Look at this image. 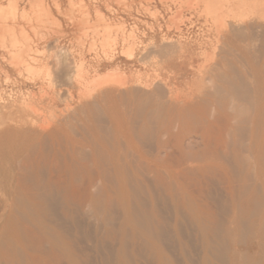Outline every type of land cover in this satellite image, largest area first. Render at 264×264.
I'll return each instance as SVG.
<instances>
[{
	"label": "bare ground",
	"instance_id": "6f19581e",
	"mask_svg": "<svg viewBox=\"0 0 264 264\" xmlns=\"http://www.w3.org/2000/svg\"><path fill=\"white\" fill-rule=\"evenodd\" d=\"M255 1L264 7V0ZM246 30L264 32V26L256 23ZM247 47H241L242 57L251 62ZM237 58L222 65L243 61ZM260 66L264 70V56ZM233 76H222L218 87L224 94L161 100L135 85L125 93L108 90L103 99L113 110L116 130L109 138L95 130L98 142L85 145L92 148L91 156L84 154L85 115L14 124L1 116L0 264H84L85 203L100 215L105 231L97 250L108 249L106 241L118 243L106 256L117 264H130V254L141 261L143 253L146 264L150 259L181 263L172 258L174 252L185 264H264V91L243 94ZM259 78L264 84V71ZM118 79L125 85L123 76ZM229 96L243 102V111H229ZM86 105L93 110L97 104ZM188 135L198 140V151L188 150ZM114 207L121 218L111 216ZM197 248L202 250L198 260Z\"/></svg>",
	"mask_w": 264,
	"mask_h": 264
},
{
	"label": "rangeland",
	"instance_id": "374dc122",
	"mask_svg": "<svg viewBox=\"0 0 264 264\" xmlns=\"http://www.w3.org/2000/svg\"><path fill=\"white\" fill-rule=\"evenodd\" d=\"M239 1L0 0V117L5 115L6 123L14 124L28 118L38 123H48L69 113L78 117L85 115L82 129L88 136L84 135V154L91 156L92 148L85 145H89V141L94 142L103 133L109 138L116 130L117 120L112 108L104 100L110 89L121 92L125 90V93L135 85L134 89H148L146 92L161 100L206 92L224 94L226 90L222 91L218 87L224 84L222 76L232 78L234 75L233 78H236L232 83L240 85L238 89L241 93L260 94L264 91L263 81L259 78L264 71L260 66L264 56V32L263 29L256 32L249 30L252 32L250 35L246 27L256 23L264 26V16L261 18L264 12L258 14L264 7L257 1L253 3V0H241V4ZM257 7H261L259 11ZM228 9L233 12L229 13ZM258 16L260 19H257ZM240 32L245 38L238 37ZM176 44H181V47ZM244 46L252 48L249 49L251 62H244L241 52ZM128 53H132V56H127ZM236 57L243 61L231 66L228 63V66L222 65L225 59L229 62ZM245 63H248L247 66ZM118 76L124 77L125 85H122ZM245 88L246 91L243 90ZM230 97L229 111H243V102L234 96ZM94 102L97 104L95 109L86 107V104ZM83 104L84 111L81 110ZM91 134H94V138ZM196 142L198 140L192 135L185 138L188 150L192 152L200 148ZM97 144L99 149H103L100 141ZM147 149L151 150V146ZM101 186L100 180L97 188L93 189L97 191ZM92 207L85 203L82 215L84 231L80 246L84 250V259L88 261L84 260L83 263L117 264L106 256L109 250L113 253L116 251L118 243L106 241L108 249L101 251V248H96L97 240L103 238L105 231L100 215ZM112 215L121 218L122 211L114 207ZM200 249L194 251L196 255L193 253L196 260L201 258ZM143 255L144 259L141 255L139 261L130 254V264H146L145 258L148 259V255ZM179 255L178 252L171 254L175 261L185 264ZM101 256L108 260H100ZM154 260L146 261L147 264H157ZM220 263L214 261V264Z\"/></svg>",
	"mask_w": 264,
	"mask_h": 264
}]
</instances>
